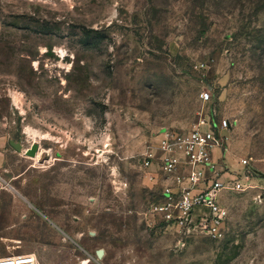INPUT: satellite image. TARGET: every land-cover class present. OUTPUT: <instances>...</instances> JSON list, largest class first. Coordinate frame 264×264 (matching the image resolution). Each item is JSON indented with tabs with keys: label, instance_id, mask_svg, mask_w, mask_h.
<instances>
[{
	"label": "rangeland",
	"instance_id": "1",
	"mask_svg": "<svg viewBox=\"0 0 264 264\" xmlns=\"http://www.w3.org/2000/svg\"><path fill=\"white\" fill-rule=\"evenodd\" d=\"M225 118L219 163L250 178L213 238L151 212L140 159L163 128ZM0 177V255L264 264V0H0Z\"/></svg>",
	"mask_w": 264,
	"mask_h": 264
},
{
	"label": "built area",
	"instance_id": "2",
	"mask_svg": "<svg viewBox=\"0 0 264 264\" xmlns=\"http://www.w3.org/2000/svg\"><path fill=\"white\" fill-rule=\"evenodd\" d=\"M211 91H204L202 101L211 100ZM233 122L205 119L192 129L163 128L158 143L146 146L140 159L145 177L161 184V200L151 205V212L166 223L178 227L196 225L213 238L225 234L228 210L221 202L226 190L244 191L248 188L244 170L250 159H242L245 167L235 173L227 172L219 160L227 150L228 130ZM229 174L225 179L224 175ZM202 213H195L197 209ZM0 264H42L34 253L0 256Z\"/></svg>",
	"mask_w": 264,
	"mask_h": 264
},
{
	"label": "water",
	"instance_id": "3",
	"mask_svg": "<svg viewBox=\"0 0 264 264\" xmlns=\"http://www.w3.org/2000/svg\"><path fill=\"white\" fill-rule=\"evenodd\" d=\"M39 150H40V144L36 142L29 149H27L26 155L31 156V157H36ZM103 253H104L103 249L98 250L99 257H102Z\"/></svg>",
	"mask_w": 264,
	"mask_h": 264
},
{
	"label": "crops",
	"instance_id": "4",
	"mask_svg": "<svg viewBox=\"0 0 264 264\" xmlns=\"http://www.w3.org/2000/svg\"><path fill=\"white\" fill-rule=\"evenodd\" d=\"M1 184H2V178L0 177V186H1ZM13 254H15V253H13ZM3 255H10V254H3ZM3 255H0V256H3Z\"/></svg>",
	"mask_w": 264,
	"mask_h": 264
},
{
	"label": "trees",
	"instance_id": "5",
	"mask_svg": "<svg viewBox=\"0 0 264 264\" xmlns=\"http://www.w3.org/2000/svg\"><path fill=\"white\" fill-rule=\"evenodd\" d=\"M91 32H93V31L88 30L86 33L89 34V35H91ZM97 33H98V32H97Z\"/></svg>",
	"mask_w": 264,
	"mask_h": 264
}]
</instances>
